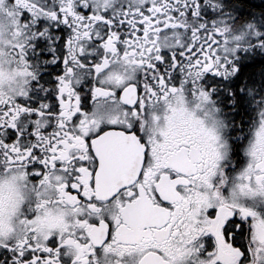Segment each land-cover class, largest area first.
<instances>
[{
  "label": "snow or ice",
  "instance_id": "1",
  "mask_svg": "<svg viewBox=\"0 0 264 264\" xmlns=\"http://www.w3.org/2000/svg\"><path fill=\"white\" fill-rule=\"evenodd\" d=\"M0 264H264V0H0Z\"/></svg>",
  "mask_w": 264,
  "mask_h": 264
},
{
  "label": "rangeland",
  "instance_id": "2",
  "mask_svg": "<svg viewBox=\"0 0 264 264\" xmlns=\"http://www.w3.org/2000/svg\"><path fill=\"white\" fill-rule=\"evenodd\" d=\"M257 2H259V0H257Z\"/></svg>",
  "mask_w": 264,
  "mask_h": 264
}]
</instances>
